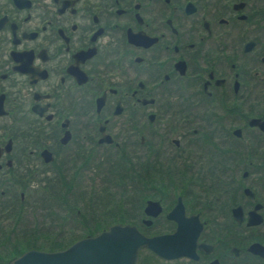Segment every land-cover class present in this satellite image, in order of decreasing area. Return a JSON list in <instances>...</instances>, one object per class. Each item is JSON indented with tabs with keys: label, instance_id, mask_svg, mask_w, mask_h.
<instances>
[{
	"label": "flooded vegetation",
	"instance_id": "1",
	"mask_svg": "<svg viewBox=\"0 0 264 264\" xmlns=\"http://www.w3.org/2000/svg\"><path fill=\"white\" fill-rule=\"evenodd\" d=\"M40 183L171 235L137 264H264V0H0V264Z\"/></svg>",
	"mask_w": 264,
	"mask_h": 264
},
{
	"label": "water",
	"instance_id": "2",
	"mask_svg": "<svg viewBox=\"0 0 264 264\" xmlns=\"http://www.w3.org/2000/svg\"><path fill=\"white\" fill-rule=\"evenodd\" d=\"M153 203L156 201L148 200L145 209ZM170 239V234L146 235L134 224L117 222L60 249H28L10 264H137L141 247L165 255Z\"/></svg>",
	"mask_w": 264,
	"mask_h": 264
},
{
	"label": "rangeland",
	"instance_id": "3",
	"mask_svg": "<svg viewBox=\"0 0 264 264\" xmlns=\"http://www.w3.org/2000/svg\"><path fill=\"white\" fill-rule=\"evenodd\" d=\"M54 186V187H53ZM40 183L31 188L29 195L28 204V226L34 224L33 219H37L38 223L35 225H40L43 221V230L40 231L43 235V240L37 242V246L43 245L45 247L59 248L54 246H67L74 240L85 236L88 234V230H85L83 223L81 222V217L75 215L74 201L71 196H67L66 192L59 186V196L58 200L52 198L53 188L55 191V185L53 184ZM88 194V193H87ZM67 199L68 202H65ZM117 200H115L116 202ZM54 202V203H53ZM109 202L108 204H110ZM77 208L78 206L75 205ZM32 211V222L31 212ZM101 209V208H99ZM104 207L100 210L103 211ZM107 210V209H106ZM108 216H111L110 214ZM109 218V217H108ZM106 220V217H105ZM28 228V227H27ZM96 232V231H92ZM97 233V232H96ZM30 228L27 230V235L30 236ZM95 234V233H94ZM56 239L52 241L51 239ZM35 243V242H34ZM61 244V245H60ZM60 247V248H61Z\"/></svg>",
	"mask_w": 264,
	"mask_h": 264
},
{
	"label": "trees",
	"instance_id": "4",
	"mask_svg": "<svg viewBox=\"0 0 264 264\" xmlns=\"http://www.w3.org/2000/svg\"><path fill=\"white\" fill-rule=\"evenodd\" d=\"M64 201H65V202H68L67 199H64ZM94 233H96V232H92V231L88 232V234H94ZM60 245H61V244H60ZM54 247H59V249H60L61 246L58 245V246H54ZM64 247H65V246H64ZM49 248H50V249H56V248H52V247H49ZM61 248H63V246H62Z\"/></svg>",
	"mask_w": 264,
	"mask_h": 264
}]
</instances>
